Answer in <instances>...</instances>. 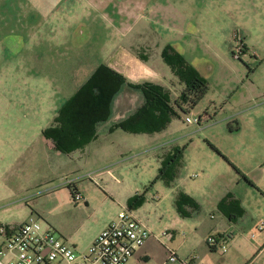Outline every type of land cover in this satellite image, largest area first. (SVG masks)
<instances>
[{
    "label": "rangeland",
    "instance_id": "obj_1",
    "mask_svg": "<svg viewBox=\"0 0 264 264\" xmlns=\"http://www.w3.org/2000/svg\"><path fill=\"white\" fill-rule=\"evenodd\" d=\"M40 1L59 5L57 15L69 24L60 25V29L68 28L69 41L60 40L53 54L35 49L40 40L23 42L19 36L25 27L23 19L33 22L34 7ZM135 37L149 54V63L168 76L167 70L173 77L169 84L172 103L178 97L179 84L183 83L171 73L161 51L170 45L182 54V46L187 49V43L185 60L191 66H194L191 59L198 60L196 68L208 84L206 96L192 108L185 105V111L174 106L176 115L158 132L129 133L119 129L114 135L102 137L101 141L113 139L121 149L109 160L116 168L118 182L77 177L104 156L100 154V142L96 143L86 150L89 165L74 172L58 173L37 187L54 186L52 192H58L60 197L47 194L35 197L28 189L2 199L0 223L21 222L35 212L42 217L41 224H46L44 220L55 215L50 210L54 203L62 204L67 198L75 202L65 178L77 177L76 183L89 195V208L72 211L63 203L59 217L77 229L78 236L85 237L105 219L116 217L126 208L112 201L108 191L119 198L125 194L120 190L135 188L137 194L144 195V200L131 213L153 227L161 244L174 249L175 244L180 245L177 252L180 258L169 263L180 264L182 242L188 243L195 237L203 241L210 231H195L189 224L182 227L175 219L173 193L195 184L202 169L204 190H198V198L205 200L198 213L202 224L213 222L209 219L211 214L216 219L220 216L208 203L212 195L218 190L233 193L243 200L245 213L229 232L239 235L244 242H263L264 211L258 198L264 196V0H0V185H13L16 178L28 182L45 174L51 159L49 153L42 151L45 142L42 128L48 119L40 109L48 106L45 99L60 103L67 97V88L83 79L82 69L101 62L112 38ZM37 82L43 88H37ZM40 98H44L42 106L34 103ZM240 109L243 110L240 114L246 117L234 115ZM186 116L199 121L186 122ZM229 125L238 129L230 130ZM35 150L41 166L28 167L26 172L15 168L21 161L34 162ZM171 158L173 178L168 186L170 183L159 177V171L164 161ZM4 207L7 209L2 210ZM169 228L175 230L174 238L158 237ZM87 248L81 251L86 252ZM191 249V245L184 247L183 254ZM255 253L257 249L247 256L238 255L237 263L248 264ZM262 256L251 264H264V253Z\"/></svg>",
    "mask_w": 264,
    "mask_h": 264
},
{
    "label": "crops",
    "instance_id": "obj_2",
    "mask_svg": "<svg viewBox=\"0 0 264 264\" xmlns=\"http://www.w3.org/2000/svg\"><path fill=\"white\" fill-rule=\"evenodd\" d=\"M58 9H61L60 6L54 3L40 1L39 3L35 4L33 22L32 21L28 22L26 18L23 19L24 21L22 23L23 25L25 24L24 25L25 27L22 29V33H20L19 35L20 39H22L21 41L26 42L31 40L34 41L40 40L38 44L35 43V49L38 51H40V49H43L46 50L48 53L51 52L50 54H53V52H55V49L59 47L60 40L69 41L68 38L70 35L68 33V28H66V30L60 29V25L67 24V26H69V24L68 22L66 23L63 22V20L57 15ZM31 26L33 27L32 31H29V29H31ZM74 38L75 35H73L72 41H74L73 40ZM110 42H111L110 49L105 48V52L103 53L100 59L101 62L97 64H91L88 68L82 69V71L85 72V74L83 75L84 76L83 79L81 81H78L76 84H73L70 87V89L67 88V97H64V99L60 103L51 102L50 100L45 99V102L48 103L47 104L48 106L46 108L41 107L40 112L44 113V118L48 119V121H46L47 124L43 128L52 124L53 118L57 114V111L60 108V106L90 76V74L100 63H105L108 67L120 73L125 78L126 82L134 84V83H141L143 81H150L163 86L170 94L169 84H171L173 77L170 76L167 70L166 73L168 74V76L165 74V72L156 69L149 63L150 56L148 53H145L146 51L145 48L144 47L142 48V46L140 45L139 38L138 40L137 37L130 39L112 38ZM186 47L187 49L182 46L183 57L188 55L189 46L187 45V43H186ZM192 58L194 57L192 56ZM191 64L194 65L193 66L194 68L196 67L198 68V66H196L198 64L197 59H195L194 61H192L191 59ZM200 75L203 76V74L201 73ZM35 85H37V88L40 89L43 88L42 83L37 82L35 83ZM179 87L180 88L178 89L179 90L178 92L180 94L184 86L183 85L180 86L179 84ZM243 97L244 96H241V100L238 99L236 103H238L239 100L242 101ZM34 103H36V105L40 104L42 106L44 105V98L35 99ZM141 103H142V96L139 90L133 89L127 86L126 84L122 85L112 101L109 118L106 121L101 122L97 127L96 138L91 142H89L88 144H86L84 147L77 148L69 153H61L60 151L56 150L53 143L49 139H46L43 136L45 142L43 144L42 151H45L47 154L49 153V155L51 156L50 164L48 165L45 174L40 175L41 177H38L32 181H29L28 179V182H25L26 179L16 178L17 182H15L13 185L8 183L0 185V192L2 193L0 200L9 198L11 196H17L28 189H30L29 194L35 197L41 196L43 194H47L49 197H55V198L60 197L58 192H52L56 189V187L54 186L45 189L37 188V187L43 183H47L49 180H51L53 176H56L58 173L62 174V173L74 172L75 170H77V168H80V166L89 165L90 161H88L89 157L88 155H86V150L90 149L92 145L95 146L96 143L99 142H100L99 146L101 150L100 154H104V156H102L101 161H99V163L94 161V166L87 167L86 171L80 173L79 176L77 177L78 178L80 177L79 179H82V177H88V174H91L90 177L93 179V181L96 182H98V180H104L105 178H106L105 180H107L108 178V179L116 180L118 182V179H116V175L114 174V170L116 168L115 166H111L113 165V162L109 160L114 157L112 156L113 153L114 154L117 152L121 153L120 151L121 149L117 148L115 141L113 139L101 141V138L106 137L107 135L110 136L117 133L119 128L113 130H110L109 128L113 124L123 120L129 114L133 113ZM247 107L248 106H246L245 108ZM242 111L243 110L240 109V111H237L236 113H234V115L235 116L238 115L241 118L246 117L244 116V114H240V112ZM234 127L238 128L237 126ZM37 152L38 150L32 152L34 153V155L32 156L34 162L25 164V161L20 160L21 162H18L15 168H19L20 170L22 169L24 170V172H26L25 171L26 168L28 167L31 168V166H33L34 169H37L38 166H41V161L40 163H38L39 160L37 159V155H36ZM0 155L2 156L1 151H0ZM39 172H43L42 168H39ZM204 174L205 172L202 169H200V172L198 173V175H196L197 179L195 180V184L189 182L190 184H188L187 188H184V191L182 190V192H184L189 197H191L197 204L196 209H192L189 206L184 207V210L187 213L186 216L180 215L175 207V198L177 194L181 191H175L174 193L172 192L174 195L173 197L174 209L178 215V216L176 215L175 219L180 223H182V227L188 224L195 227V231H197V229L199 232H202V230H209L210 231L209 235L210 234L228 235L229 250L227 249L225 252H222L219 247L211 248L206 243V238L203 239V241H198L196 239L197 237H195L193 239H190L188 243L182 242V261L180 264H185L183 261H185L186 264H238L237 263L238 255L247 256V254H250L252 251L256 249H257V253H255L254 257L252 258L251 261L248 262V264H251L252 261L255 260L257 257L258 258L263 257L262 255L264 253V241L263 242L258 241L256 244L254 242L252 243L247 241L244 242L245 240H242V238L239 237V235L237 236L231 233L233 228L237 226L236 224L238 219H240L245 213L243 200L240 197H237L236 194L232 193L234 198H236L239 201L240 205L244 209L243 214L240 217H238L235 220H230L227 218V216L224 213L220 212L217 209V204L227 194V192L225 191L221 192L218 190L214 195H212V198L208 203L210 204L211 208L216 209V211L219 213L220 216L216 219L215 215L211 214L209 215L210 216L209 219L210 221L213 222L207 221V223L202 224L200 214L198 213L199 211H201V209L204 208L205 200L200 199L201 197L198 198L200 196L198 194V190H204V188L202 187L204 185V180L201 178L204 176ZM77 177L73 178L72 180L74 181L75 187L77 191L81 194L83 199L80 201L72 202L70 201L69 198H67L66 202H62V204L59 202L54 203L50 207V210L52 211L54 210L53 212L55 213V215L52 214L53 216L51 220H47V221L44 220V222H46L44 226L55 230L58 234L62 235L68 241V243H71L73 246H75L77 251L82 252L81 250H84V248L89 247L90 243L100 232V230L104 228L107 224H109L111 221H113L116 217L112 216L110 218L105 219V221H103L99 225V227H97L95 230H93V232L89 233L88 236L85 237L78 236L77 229L72 228L71 226L62 222V219L59 217V213L61 214V212H63V208H64L63 203H66L67 208L71 209L72 211L85 210L89 208V200H90L89 195H87L86 191L82 190L79 182L76 183V179H78ZM250 182L252 183V181ZM169 183L170 184H167L168 186L172 184V182ZM254 184L257 185V183L255 182ZM199 187L201 189H199ZM263 189L264 188H262V190ZM120 191L124 192L125 194L123 196H120L119 198L110 191H108V196L111 198L112 201H116L119 206L127 208L128 202L137 194L138 190L134 188L131 190L123 189ZM263 197L264 196H262V198H258V200H259L260 208H262V210L264 211ZM4 209H7V207H4L2 210ZM33 214H29L28 217L32 215L37 217L38 219L42 218L38 213L34 212ZM138 219L142 221L148 227V229H150L152 234L135 251L133 256L125 264H169L176 262V261L168 260V256H167L168 254L165 248L166 245H164L163 243L161 244V242L157 240V237L153 232L154 230L153 227H150L144 220H141L140 217H138ZM25 220L26 219H24L23 221ZM23 221L17 223L16 222L11 223L10 225L6 224V226L7 227L10 226L8 228L11 229L21 224ZM263 229L264 227L261 228V230ZM230 230L231 232H229ZM171 231L173 234L172 238H174L175 230L172 229ZM253 235L254 234H252V236ZM188 245H191L192 247L191 251H188L187 253L183 254L184 247ZM174 247L176 250L174 248L173 249L175 250L177 258L179 259L180 256L178 255L177 252L179 251L180 245L175 244ZM238 248L241 249L242 253H240V251L238 253L237 250Z\"/></svg>",
    "mask_w": 264,
    "mask_h": 264
},
{
    "label": "trees",
    "instance_id": "obj_3",
    "mask_svg": "<svg viewBox=\"0 0 264 264\" xmlns=\"http://www.w3.org/2000/svg\"><path fill=\"white\" fill-rule=\"evenodd\" d=\"M161 57L179 82L184 85L173 103L169 92L163 86L150 81L134 84L126 82L120 73L105 63H100L76 91L64 101L54 116L52 124L42 129V135L49 139L55 149L61 153H69L84 147L96 138L98 125L109 118L114 96L124 84L141 92L142 103L133 113L113 124L109 129L119 128L129 133H154L162 130L171 117L176 115L174 106L184 111L186 110L185 105H188V108L194 107L206 95L208 84L182 54L170 45L163 47ZM229 129L238 128L229 125ZM173 160L171 158L167 162L164 161L159 171V177L165 178L167 183L173 178L170 176ZM246 180L250 182L249 179L246 178ZM68 187L73 197L74 192L77 191L75 184ZM143 200V194H136L128 202L127 208L132 210ZM185 206L192 209L197 208L195 201L181 191L175 198V207L180 215H187L184 210ZM217 209L230 220L237 219L244 211L232 193H227L219 201Z\"/></svg>",
    "mask_w": 264,
    "mask_h": 264
},
{
    "label": "built area",
    "instance_id": "obj_4",
    "mask_svg": "<svg viewBox=\"0 0 264 264\" xmlns=\"http://www.w3.org/2000/svg\"><path fill=\"white\" fill-rule=\"evenodd\" d=\"M185 121L198 122V119L186 116ZM65 183L72 186L74 181L65 178ZM73 199L80 201L83 198L75 191ZM151 234L130 209L124 208L100 230L86 252H79L62 235L31 215L11 229L0 223V264H125ZM172 235L169 230H163L158 237L169 240ZM228 238L226 234H210L206 243L225 252ZM165 248L168 260L176 261L175 250L168 245Z\"/></svg>",
    "mask_w": 264,
    "mask_h": 264
}]
</instances>
